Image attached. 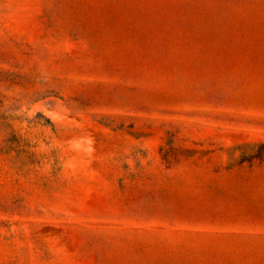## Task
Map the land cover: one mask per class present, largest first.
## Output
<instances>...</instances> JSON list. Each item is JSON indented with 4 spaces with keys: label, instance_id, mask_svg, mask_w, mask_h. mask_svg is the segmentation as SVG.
Masks as SVG:
<instances>
[{
    "label": "rangeland",
    "instance_id": "obj_1",
    "mask_svg": "<svg viewBox=\"0 0 264 264\" xmlns=\"http://www.w3.org/2000/svg\"><path fill=\"white\" fill-rule=\"evenodd\" d=\"M0 264H264V0H0Z\"/></svg>",
    "mask_w": 264,
    "mask_h": 264
}]
</instances>
